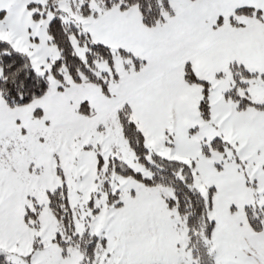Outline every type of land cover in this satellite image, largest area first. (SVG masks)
Masks as SVG:
<instances>
[{
  "label": "snow or ice",
  "instance_id": "obj_1",
  "mask_svg": "<svg viewBox=\"0 0 264 264\" xmlns=\"http://www.w3.org/2000/svg\"><path fill=\"white\" fill-rule=\"evenodd\" d=\"M0 264H264V0H0Z\"/></svg>",
  "mask_w": 264,
  "mask_h": 264
}]
</instances>
